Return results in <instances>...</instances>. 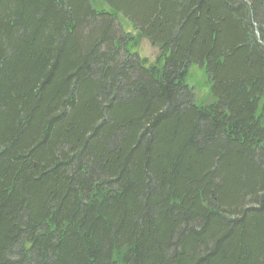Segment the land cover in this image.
<instances>
[{"label":"trees","instance_id":"1","mask_svg":"<svg viewBox=\"0 0 264 264\" xmlns=\"http://www.w3.org/2000/svg\"><path fill=\"white\" fill-rule=\"evenodd\" d=\"M100 2L0 0V264H264V0Z\"/></svg>","mask_w":264,"mask_h":264},{"label":"rangeland","instance_id":"2","mask_svg":"<svg viewBox=\"0 0 264 264\" xmlns=\"http://www.w3.org/2000/svg\"><path fill=\"white\" fill-rule=\"evenodd\" d=\"M97 9H105L100 0H90ZM119 25L126 33L134 34L131 26L120 17ZM137 53L139 57L153 61L158 56V49L151 45L146 39L138 40ZM187 85L192 89L194 103L198 106L206 105L212 102L211 86L208 77L200 66L190 67L187 76Z\"/></svg>","mask_w":264,"mask_h":264}]
</instances>
